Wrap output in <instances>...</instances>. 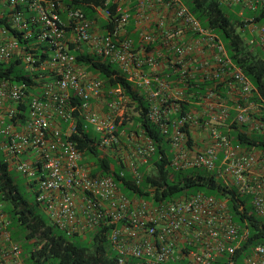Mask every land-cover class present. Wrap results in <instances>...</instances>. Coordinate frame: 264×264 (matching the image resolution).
Listing matches in <instances>:
<instances>
[{
	"label": "built area",
	"instance_id": "built-area-1",
	"mask_svg": "<svg viewBox=\"0 0 264 264\" xmlns=\"http://www.w3.org/2000/svg\"><path fill=\"white\" fill-rule=\"evenodd\" d=\"M67 1L72 0H0V18L8 14L12 27L26 38L33 33L31 26L39 25L38 41L52 47L50 58L40 62L23 51L9 30L0 29V64L20 56L26 72L40 74L34 76L33 87L0 79V148L7 163L25 178L51 223L68 237L86 238L109 227L110 247L120 264H237L235 256L249 229L234 221L229 199L203 192L163 202L130 198L113 177L93 175L96 166L70 138L78 132V118L99 136L102 156H119L122 105L131 101L121 87L105 93L103 81L78 66L70 46L116 65L145 95L149 119L169 137L174 170L217 175L230 191L250 198L262 219L264 149L249 150L230 132L235 123L264 135V99L263 104L252 101L250 79L217 31L204 27L183 0H104L96 14L110 21L107 28L67 7ZM219 1L229 9L264 7V0ZM244 21L243 35L248 30L254 36L246 40L264 51V23ZM199 84L207 86L203 93L197 92ZM100 99L102 114L94 109ZM233 109L237 117L229 122ZM155 153L154 142L143 137L126 161L120 157L137 186L143 181L140 168ZM10 225L0 202V264H27ZM241 264H264V246L254 247Z\"/></svg>",
	"mask_w": 264,
	"mask_h": 264
},
{
	"label": "trees",
	"instance_id": "trees-1",
	"mask_svg": "<svg viewBox=\"0 0 264 264\" xmlns=\"http://www.w3.org/2000/svg\"><path fill=\"white\" fill-rule=\"evenodd\" d=\"M183 1L191 14L204 27L217 31L230 57L252 82L254 86L252 101L263 104L261 99H264V51L257 45L251 46L240 31L245 21L242 18L241 20L234 18L229 8L222 5L219 0ZM65 5L82 10L90 19L98 21L100 28L110 26V21L99 20L96 14L97 8L104 7V0H72L67 1ZM20 9L23 10V6H20ZM248 13L253 15L254 22L264 23V7L256 12L248 11ZM61 17L65 21L66 13L61 12ZM1 28L9 30L18 38L25 53L35 55L40 62L50 58L52 54L50 44L38 41L41 32L39 25H32L33 33L26 38L22 35L23 33L12 27L7 14L0 18ZM129 30L130 35L132 33V37L137 40L138 36L133 35V29L129 28ZM70 49L79 67L85 68L87 72L103 81L105 93L119 87L123 89V93L131 101L130 107L135 108L136 116L132 120L135 127L139 129V134L151 139L156 146L155 155L150 158L147 165L140 168L143 181L140 186H137L120 156H102L98 149L99 136L92 130L85 129V121L78 118V132L72 134L70 138L85 156H94L96 169L93 175L113 177L122 192L130 198L137 196L163 202L203 192L218 199H229L228 205L233 213L234 221L241 228L249 229L248 240L242 244L235 256L236 263L241 264L257 245L264 246V219L254 213L250 198L240 197L234 190L230 191L213 173L203 170H174L171 166L173 151L169 137L149 119V103L145 95L135 88L127 75L116 65L83 52L75 45H71ZM39 75L26 72L20 56L9 63L0 64V79L14 84L28 83L33 87L37 84L34 82V76L39 77ZM198 86L199 93H203L207 88L203 84ZM106 96L108 98L109 95L106 94ZM240 102L244 103V101ZM26 109L25 106L21 108L22 119L26 116ZM186 111L187 109L184 110ZM236 117V110H231L229 122L234 121ZM253 117L260 120L258 114ZM126 129H128L127 122H123L118 134ZM230 135L237 143L249 150L264 149V135L250 131L247 125L231 124ZM189 145H192V142H189ZM5 157V153L0 148V202L4 204V213L9 216L11 222L9 231L12 239L20 244L24 241L22 248L27 264H120L110 247L111 229L109 227L98 228L89 233L86 238L68 237L50 222L41 206L33 201L30 189L23 182L25 178L7 163ZM150 167L152 170L148 171ZM123 171H126L124 177L121 176ZM83 239L87 240L90 246L85 245ZM125 264H138V262L132 260Z\"/></svg>",
	"mask_w": 264,
	"mask_h": 264
},
{
	"label": "rangeland",
	"instance_id": "rangeland-1",
	"mask_svg": "<svg viewBox=\"0 0 264 264\" xmlns=\"http://www.w3.org/2000/svg\"><path fill=\"white\" fill-rule=\"evenodd\" d=\"M239 10V8H238ZM237 10V11H238ZM236 11V12H237ZM238 13V12H237ZM237 13H230L232 14V16L236 19H240V16ZM250 13H246V18H250L252 19V16ZM99 20H102L101 17L98 16ZM97 26H100V23L98 21H96ZM241 31V29H240ZM95 76V75H94ZM122 107L125 108V116H124V121L123 122H127V128L125 131H122L121 133V144L120 147L118 149V153L119 156L126 161L128 159V156L130 155V153L132 151H134L136 149V146L139 144H142L143 138H140L139 135H141V137H143L142 134H139V129L137 127H135V123L133 122V117L136 116L135 113V108L134 107H130L129 104L127 105H122ZM96 112L102 114V110H103V106H102V101H101V105H98V107L95 109ZM121 125L119 126L120 129ZM86 159L89 161V163H91L92 167H95V158L93 155H87ZM152 167L149 168L148 171H151ZM24 184H27L26 180H23ZM31 193V198L33 199V201H35V196L33 191H30ZM51 222V221H50ZM75 239V238H74ZM84 244L87 246H90L89 242L87 240H84ZM21 245L24 246V241H22Z\"/></svg>",
	"mask_w": 264,
	"mask_h": 264
},
{
	"label": "crops",
	"instance_id": "crops-1",
	"mask_svg": "<svg viewBox=\"0 0 264 264\" xmlns=\"http://www.w3.org/2000/svg\"><path fill=\"white\" fill-rule=\"evenodd\" d=\"M238 8H239V10H238ZM230 10V12L232 13H237L239 16H240V18H244V20H248V19H250V18H246V13L248 12V11H250V12H256L255 10H246L243 6H240V5H236V6H234L232 9H229ZM238 10V11H237ZM237 11V12H236ZM65 20H66V18H65ZM251 20V19H250ZM244 37H247L248 39H252V37H254L253 35H252V33L250 32V31H246V32H244ZM263 50V49H262ZM101 101H102V99H100V100H97L95 103H94V109H96L97 107H98V105H101ZM102 106H103V103H102ZM122 134V133H121ZM139 137L140 138H143V137H141V135H139ZM145 138V137H144ZM89 162V161H88Z\"/></svg>",
	"mask_w": 264,
	"mask_h": 264
}]
</instances>
